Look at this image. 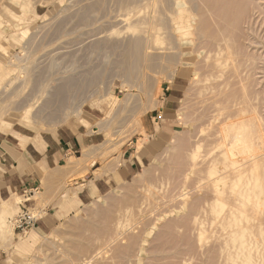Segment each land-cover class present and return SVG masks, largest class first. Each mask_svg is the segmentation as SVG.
I'll return each mask as SVG.
<instances>
[{"label":"rangeland","instance_id":"rangeland-1","mask_svg":"<svg viewBox=\"0 0 264 264\" xmlns=\"http://www.w3.org/2000/svg\"><path fill=\"white\" fill-rule=\"evenodd\" d=\"M78 126L70 208L14 196L0 264H264V0H0V136Z\"/></svg>","mask_w":264,"mask_h":264},{"label":"crops","instance_id":"crops-1","mask_svg":"<svg viewBox=\"0 0 264 264\" xmlns=\"http://www.w3.org/2000/svg\"><path fill=\"white\" fill-rule=\"evenodd\" d=\"M0 129L6 128L0 127ZM95 143L94 136L87 135L79 126L68 127L67 130L56 134L40 138L32 137L28 140L15 133L9 134V137L0 136V217L4 214L5 207L16 208L18 203L11 200L14 196L23 195L24 192L54 196L46 209L56 210L54 218L64 217V211L70 207L49 187L60 183L63 177L75 173L73 168L68 167L71 154H77ZM79 186H88V184ZM2 202H5L4 207L1 206ZM75 203L77 204L76 201ZM26 208L31 209L28 207L24 209ZM42 215L38 219L39 222L34 223L31 228L33 235L31 234L27 240L33 242L41 238L54 223V220L48 217L47 211Z\"/></svg>","mask_w":264,"mask_h":264},{"label":"built area","instance_id":"built-area-1","mask_svg":"<svg viewBox=\"0 0 264 264\" xmlns=\"http://www.w3.org/2000/svg\"><path fill=\"white\" fill-rule=\"evenodd\" d=\"M34 195V193H23L24 204L31 201V197ZM37 221L36 216L33 215L28 209H23L21 213L17 214L12 219V225L15 232L19 234H26L29 229H31L34 225V223Z\"/></svg>","mask_w":264,"mask_h":264},{"label":"bare ground","instance_id":"bare-ground-1","mask_svg":"<svg viewBox=\"0 0 264 264\" xmlns=\"http://www.w3.org/2000/svg\"><path fill=\"white\" fill-rule=\"evenodd\" d=\"M197 149H198V148H197ZM196 155H197V153H196ZM194 157H195V156H194ZM198 157H199V156H198ZM196 158H197V156H196ZM194 159H195V158H194ZM240 166H241V165H240ZM237 167H238V166H237ZM200 169H201V168H200ZM200 169H199V170H200ZM232 169H233V168H232ZM240 169H241V168H240ZM242 169H243V168H242ZM210 170H211V169H210ZM234 170H235V169H234ZM237 171H239V170H237ZM195 172H196V171H195ZM239 172H240V171H239ZM198 173H199V171H198ZM229 173H230V172H229ZM235 173H236V170H235ZM237 173H238V172H237ZM242 173H243V172H242ZM200 174H201V172H200ZM212 174H213V172H210L209 176H211ZM240 174H241V173H238V174H236V175H239V177H240ZM198 176H200V175L198 174ZM209 178H210V177H209ZM214 178H215V177L210 178V179H214ZM200 179H202V178H200ZM210 179H209V180H210ZM216 179H217V178H216ZM198 180H199V179H198ZM209 180H208V181H209ZM214 180H215V179H214ZM219 180H220V179H219ZM219 180H216V181H219ZM220 181H221V180H220ZM220 181H219V182H220ZM200 182H201V181H200ZM212 183H214V182H212ZM215 183H216V182H215ZM199 184H200V183H199ZM199 184H198V182H197V187H199ZM208 184H209V182H208ZM200 185H201V184H200ZM202 185H204V184H202ZM209 186L211 187V183H210ZM212 186H213V184H212ZM213 187H214V186H213ZM217 188H218V187H217ZM196 189H197V188H196ZM205 189H206V188H205ZM212 191H214V192H215L216 194H218V195L221 194V191H219L218 189H215V190H212ZM206 194H207V193H206ZM206 194H205V195H206ZM202 195H203V194H202ZM218 195H217V196H218ZM219 196H220V195H219ZM198 199H199V198H198ZM207 199H208V198H207ZM207 199H204V201L207 200ZM202 200H203V199H201V201H202ZM204 201H203V202H204ZM203 202H202V203H203ZM1 205H3L2 207H4V206H5V202H2ZM235 229H236V228H235ZM234 235H235V234H234ZM231 239H232V242H233V238H231ZM238 239H239V238H238ZM241 239H242V238L240 237V240H241ZM240 240H239V241H240ZM245 240H246V239H245ZM247 241H248V240H247ZM250 242H251V241H250ZM246 244H247V242H244V241L242 240V241H241V244L239 245V249H238V250H240L239 252H242V253L245 254V256H246L245 258H243V260H242V258H241V260H242V264H249V263L252 262L251 256L249 255L250 250H251V249H250L251 246L248 247L249 245L247 246ZM245 246H247V247L245 248ZM234 247H235V246H234ZM234 247H233V248H234ZM236 247H237V246H236ZM236 247H235V248H236ZM253 247H254V246H253ZM237 248H238V247H237ZM239 255H240V253L238 254V256H239ZM241 256H242V255H241ZM241 256H240V257H241ZM240 257H239V259H240ZM235 258H236V257H235ZM259 259H260V258H259ZM261 261H262V260H261ZM261 261H260V262H261ZM263 261H264V260H263ZM255 262H256V261H255ZM255 262H252V263H255ZM257 262H258V261H257ZM256 264H257V263H256Z\"/></svg>","mask_w":264,"mask_h":264}]
</instances>
